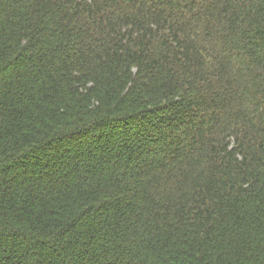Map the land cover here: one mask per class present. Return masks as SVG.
<instances>
[{
  "label": "trees",
  "instance_id": "trees-1",
  "mask_svg": "<svg viewBox=\"0 0 264 264\" xmlns=\"http://www.w3.org/2000/svg\"><path fill=\"white\" fill-rule=\"evenodd\" d=\"M0 264H264V0H0Z\"/></svg>",
  "mask_w": 264,
  "mask_h": 264
}]
</instances>
